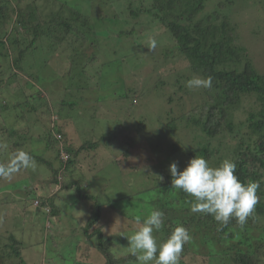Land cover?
<instances>
[{
  "label": "rangeland",
  "instance_id": "374dc122",
  "mask_svg": "<svg viewBox=\"0 0 264 264\" xmlns=\"http://www.w3.org/2000/svg\"><path fill=\"white\" fill-rule=\"evenodd\" d=\"M48 1L53 7L58 6L61 0ZM67 1L74 5L80 2L81 10L91 16L92 21L97 20V16L109 14V19L100 20L108 33L99 35L94 44L100 50L99 57L91 60L85 68L87 76L84 74L79 78L69 73V68L60 60L64 54L58 57V53H54L56 57H49L47 61L50 63L53 60L54 64L57 63L55 59L59 60L61 70L55 69L52 74H45L33 81V86L23 85L32 95L18 108L8 106L6 113L13 116L8 118L9 122L3 121V111L0 110V166L10 165L20 152L33 153L44 159H32L33 167H19L10 178H0V264H17L20 260L15 253L8 255L12 251L9 243L13 237L21 243V257L26 264H103L104 259L96 251L98 239L86 238L82 229L90 215L93 199L80 197L79 190L84 195H93L102 203L101 220L97 226H102L105 234L114 237V241L118 238L116 245L110 249L111 253L119 257L131 251L125 233L130 228L141 227L142 222L138 223L137 218L141 220L155 209L163 212L162 207H169L170 204L164 203V199L157 203L151 201L152 197H163L156 190L150 191V198L146 193L145 196H132L127 201L125 195L130 190L135 193L147 188L149 180L146 175L159 177L164 171L167 172L166 166L173 162L178 165V171H183L191 160L188 150L198 149L201 142L218 148L215 159L221 161L223 154H228L230 146L235 144V139L229 133L204 137L200 131H193L183 122L173 121L174 116L185 112L177 104L182 91L175 93L174 87H170L172 84L160 83L165 81L164 75L182 78V73L175 71H183L184 62L176 56H170L164 62L161 59L160 40L157 48L149 51V37L158 30L149 31L151 22H148L150 19L146 14L140 12L127 19L121 17L116 8L120 4L114 3V0L107 4H104L105 0ZM142 1L148 5L151 0ZM26 2L22 0L21 4ZM124 5L127 7L125 1ZM214 9L229 14L236 26L237 42L247 48L254 65L264 72V0H206L199 17ZM120 29L132 31L123 36L112 32ZM43 58L41 56L37 62ZM0 64L5 67L3 61ZM52 66L50 63L49 69ZM31 72L36 73V69H31ZM8 75L7 72L4 79ZM22 77L23 81L30 79L28 76ZM182 81L185 79L179 82ZM1 83L3 85L4 82ZM85 85H88V89L82 90ZM7 86L15 97H22L19 85ZM39 88L41 95L40 92L38 95ZM127 91L128 96H124ZM3 92L5 96H2ZM7 94V88L1 90L0 101ZM63 96H67L70 102L74 101V106L62 104L63 99H67ZM169 96H172V102L168 101ZM248 100L251 98H246V102H242L235 111L238 120ZM58 127L62 131L61 137L73 145L87 140L97 143V147L89 152V162L87 155L80 152L73 165L76 169L72 166L62 168L56 155V144L51 147L46 141L48 135H59L56 133ZM12 129L18 134H12ZM171 148L178 151H171ZM83 155L85 161L82 160ZM52 168L64 172L60 173L61 181L65 180L72 186L79 179L78 183L70 188L54 184ZM152 184H155L154 179L150 186ZM53 192L56 194L52 204L58 213L47 215L43 207L37 208L35 199L38 195L52 196ZM194 238L197 249H202L200 234H194ZM78 247L83 252L86 247L88 250L90 248L93 258L83 263L73 260ZM188 257L181 264H198L203 256L195 260V256L188 253ZM202 259V264H207V259ZM209 262L220 263L219 259Z\"/></svg>",
  "mask_w": 264,
  "mask_h": 264
},
{
  "label": "trees",
  "instance_id": "16d2710c",
  "mask_svg": "<svg viewBox=\"0 0 264 264\" xmlns=\"http://www.w3.org/2000/svg\"><path fill=\"white\" fill-rule=\"evenodd\" d=\"M25 1L27 2L22 5V0H0V61L5 63V67L0 64V91L4 88L8 89L7 97L1 98L0 110L3 111L5 123L9 122L8 118L12 116L6 113L9 110L8 106L10 105L12 109L18 108L21 103L29 99V95H32L25 89V84L28 87L33 86V81L38 78L48 73L52 74L55 69L61 70L57 59H55L57 63L53 64V60L50 62L53 66L49 69L50 63L47 59L55 58L54 53H58V57L61 53L64 54L63 59L60 58V60L65 63L66 68H69V73L79 78L86 75L85 68L88 67L89 62L99 57L100 50L94 44L98 41L99 35L105 32L100 20L109 17L106 13L97 16L96 22L92 21L91 16L81 10L80 2L74 5L67 0H61L58 6L51 7L47 0ZM108 1L112 0H105L104 4ZM205 1L151 0L148 5H144L142 0H114V3L120 4L116 8L119 9L121 17L126 19L137 16L140 12L148 16L150 19L148 22H151V24L148 23L149 31L158 30V33L149 37V44L153 39L157 41V45L159 40L162 42L161 59L164 62L170 56L183 60V71L180 69L175 71L182 73L183 77L177 79V77L170 78L164 75L165 81L160 83L172 84L170 87H174L175 93L182 91L177 104L185 112L174 116L173 121L183 122L186 127L193 128V131H200L201 136L204 137H217L229 133L235 139V144L230 146V152L223 154L222 161L215 159L219 149L211 147L208 142L204 144L201 142V146L196 150L189 149L191 159L195 156H203L212 167H218L226 159L234 161L237 165L235 174L241 182L260 183V188L257 190L259 203L243 228L236 223L235 219H231L227 226H223L211 215L192 213L190 209L193 198L172 188L173 177L169 165L166 166L167 172L164 171L159 177L147 174L148 187L135 193L130 190L125 198L129 201L132 196L141 194L145 196L146 193L150 198L152 190L163 195L162 198L152 197L151 199L155 203L164 199V203L170 204L169 207L167 205L162 207L167 216L164 215V227L159 232H154L157 242L166 240L178 225L187 228L192 237L191 241L184 246L179 264L185 263L186 258H190L188 253L195 256V260L196 258L200 260L199 257L203 256L207 259V264L210 263L209 260L216 259H219V264H264V72L259 71L254 65L247 48L237 42L236 26L232 23L229 14L220 13L218 9H214L213 12L199 17L205 8ZM137 4L140 5L136 7ZM131 31L120 29L112 32H116L117 36H123ZM41 56H44L41 61L43 64L39 66L41 62L37 61ZM34 68L36 73L31 72ZM38 68L43 70L39 71ZM76 69L78 72H75ZM7 72L9 75L4 79ZM22 76H28L30 79L23 81ZM208 77L212 79L210 89H187L186 84L189 80ZM182 79L185 81L180 83ZM13 84L19 85L22 97H15L7 86ZM40 87L43 88L41 85ZM87 89L88 85H85L82 90ZM39 92L41 95L40 88L38 95ZM2 96H5L4 92ZM10 96L15 98L12 99ZM124 96H128V91L124 93ZM63 97L67 99H63L62 104L74 106V101L70 102L67 96ZM246 98L251 100H248L247 106L240 112L241 117L238 120L235 111L241 107L242 102H246ZM80 99L85 100L81 97ZM168 101H173L172 96L168 97ZM185 105L188 110L185 109ZM13 132L18 134L15 129H12L11 133ZM61 132L58 127L56 133L59 135H48L46 141L51 147L56 144V155L62 163V168L67 169L72 166L76 169L73 165L77 162V154L80 152L87 155L89 162V152L97 147V143L87 140L73 145L61 137ZM174 150L177 149L171 148V151ZM28 154L31 159L44 161L36 154ZM85 158L83 155L82 160L85 161ZM78 163L81 165V162ZM10 165L19 168L14 160ZM51 171L54 184H59L60 187L70 188L79 181L78 179L70 186L65 180L61 181L60 173L64 174V172L59 168H52ZM152 179L155 180V184L150 186ZM78 193L82 198L93 199L90 215L82 229L86 238L98 239L96 251L104 259L103 264H140L131 251L119 257L111 253L110 249L116 245L115 241L118 238L115 235L117 239L114 241V237L105 234L102 226H97L101 220L102 203L98 202L93 195H84L80 190ZM55 194L53 192L52 196L38 195L35 199L37 208L43 207L47 215L58 213V209L52 204ZM146 202L149 204L148 201ZM107 208L111 209L108 205ZM145 218L147 217H143L140 221L143 222ZM92 227L93 229L90 230ZM138 229L130 228L125 234L130 237ZM194 234H200L199 241L203 245L200 250L195 244ZM15 239L13 237L9 243L12 251L8 255L15 253L20 258L17 264H26L21 257V243ZM78 248L77 254H73V260L83 263L93 258L90 248L88 250L86 247L84 252L80 250V247ZM198 253L201 255L197 256ZM202 258L198 264L204 262Z\"/></svg>",
  "mask_w": 264,
  "mask_h": 264
},
{
  "label": "clouds",
  "instance_id": "9594fccd",
  "mask_svg": "<svg viewBox=\"0 0 264 264\" xmlns=\"http://www.w3.org/2000/svg\"><path fill=\"white\" fill-rule=\"evenodd\" d=\"M157 48L155 39L150 41L149 51ZM189 88L212 87V79L193 78L187 82ZM19 167H33L31 156L20 152L14 158ZM237 165L234 161L224 160L218 167H212L203 156L192 158L183 171L178 172V165L169 166L172 188L180 190L193 198L192 213L211 215L221 225L227 226L231 219L243 228L259 203L257 190L260 183L241 182L235 174ZM16 171L12 165L0 166V178H10ZM165 216L162 211L152 210L142 222L141 227L128 239L131 254L140 264H179L184 246L192 237L187 228L178 225L170 236L158 243L154 232L164 227ZM137 222L140 223L139 218Z\"/></svg>",
  "mask_w": 264,
  "mask_h": 264
}]
</instances>
